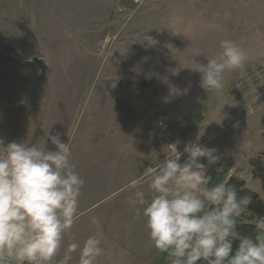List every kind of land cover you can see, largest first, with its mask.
<instances>
[{
	"label": "rangeland",
	"instance_id": "rangeland-1",
	"mask_svg": "<svg viewBox=\"0 0 264 264\" xmlns=\"http://www.w3.org/2000/svg\"><path fill=\"white\" fill-rule=\"evenodd\" d=\"M224 39L247 59L209 93L196 69ZM48 129L65 142L75 130L72 162L85 181L83 215L54 261L98 234L97 264H168L129 204L133 190L121 189L138 179L147 192L142 173L167 144L183 153L196 142L220 155L207 173L224 181L239 168L264 200L250 164L264 160V0H0V138L54 150ZM242 215L251 224L236 231L254 236L257 217Z\"/></svg>",
	"mask_w": 264,
	"mask_h": 264
},
{
	"label": "clouds",
	"instance_id": "clouds-1",
	"mask_svg": "<svg viewBox=\"0 0 264 264\" xmlns=\"http://www.w3.org/2000/svg\"><path fill=\"white\" fill-rule=\"evenodd\" d=\"M220 52L201 64V87L209 93L223 88V74L243 67L247 54L234 41H220ZM50 129V128H49ZM46 137L55 146L0 138V264H97L103 254L98 234L68 244L54 261L66 233L83 215L80 196L84 179L72 162L71 142L60 133ZM199 139V137H197ZM165 159L144 169L147 192L131 180L121 191L133 190L129 204L143 216L149 240L168 264H264V216L255 234L241 236L237 218L252 203L226 180L210 184L209 166L220 160L217 149L196 142L167 144ZM186 159L181 162L182 155ZM204 158L207 163L201 162ZM96 222V221H94ZM239 244L233 251V241Z\"/></svg>",
	"mask_w": 264,
	"mask_h": 264
},
{
	"label": "trees",
	"instance_id": "trees-1",
	"mask_svg": "<svg viewBox=\"0 0 264 264\" xmlns=\"http://www.w3.org/2000/svg\"><path fill=\"white\" fill-rule=\"evenodd\" d=\"M250 164L252 166V177L255 179H258L261 182L262 189L264 190V160H261L260 158H255L250 161ZM207 175L210 177V184H215L217 182H220L215 177H217L218 173L217 170L211 169ZM229 184L235 185L238 189L239 195H249L252 198V203L248 206V210H246L244 213L250 216L248 217H260L264 216V200L259 196V194L256 191H253L250 189L247 185L245 180L240 176V169L235 168L232 173L228 175V177L225 179ZM224 180V181H225ZM249 219L245 215H241L237 218V229L236 230H242L245 229L248 226V224L251 223H245L244 220ZM253 226V224H252ZM255 232V227H250ZM239 241L234 240L233 241V251L238 246ZM160 261H167V257L165 254H161Z\"/></svg>",
	"mask_w": 264,
	"mask_h": 264
},
{
	"label": "built area",
	"instance_id": "built-area-1",
	"mask_svg": "<svg viewBox=\"0 0 264 264\" xmlns=\"http://www.w3.org/2000/svg\"><path fill=\"white\" fill-rule=\"evenodd\" d=\"M135 1H139V0H135Z\"/></svg>",
	"mask_w": 264,
	"mask_h": 264
},
{
	"label": "crops",
	"instance_id": "crops-1",
	"mask_svg": "<svg viewBox=\"0 0 264 264\" xmlns=\"http://www.w3.org/2000/svg\"><path fill=\"white\" fill-rule=\"evenodd\" d=\"M258 193V192H257Z\"/></svg>",
	"mask_w": 264,
	"mask_h": 264
}]
</instances>
